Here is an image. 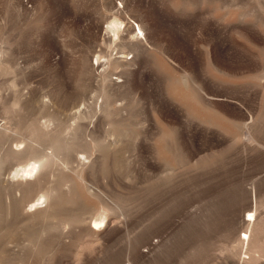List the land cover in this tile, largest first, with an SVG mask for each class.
I'll use <instances>...</instances> for the list:
<instances>
[{"label":"rangeland","instance_id":"374dc122","mask_svg":"<svg viewBox=\"0 0 264 264\" xmlns=\"http://www.w3.org/2000/svg\"><path fill=\"white\" fill-rule=\"evenodd\" d=\"M0 168V264H264V0H0Z\"/></svg>","mask_w":264,"mask_h":264},{"label":"bare ground","instance_id":"6f19581e","mask_svg":"<svg viewBox=\"0 0 264 264\" xmlns=\"http://www.w3.org/2000/svg\"><path fill=\"white\" fill-rule=\"evenodd\" d=\"M18 153V152H17ZM16 152H15V150L14 151H10V155H15V154H17ZM37 163L35 164H30L29 166H28V168H23V169H21V170H17V171H15V175H13L14 176V178H18L21 174V176L20 177H22L23 175H26V176H30V175H33V173L36 171V170H38L39 171V173H40V171L41 172H43L44 171V169L45 168H47L50 164H51V162H52V159L50 158V156H44V157H42V158H40L39 160H37L36 161ZM42 174V173H41ZM2 170H1V168H0V180H4L3 178H2ZM16 178V179H17ZM41 178V177H40ZM14 180V179H13ZM4 182L5 183H11V184H13L12 183V179L11 178H8V179H5L4 180ZM13 186V185H12ZM96 226H99V224L98 223H96Z\"/></svg>","mask_w":264,"mask_h":264}]
</instances>
